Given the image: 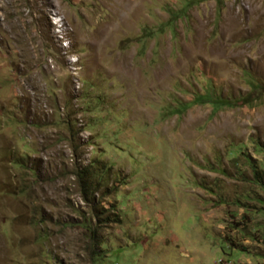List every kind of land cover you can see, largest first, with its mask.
Segmentation results:
<instances>
[{
	"label": "rangeland",
	"instance_id": "rangeland-1",
	"mask_svg": "<svg viewBox=\"0 0 264 264\" xmlns=\"http://www.w3.org/2000/svg\"><path fill=\"white\" fill-rule=\"evenodd\" d=\"M221 1L0 0V264H264V0Z\"/></svg>",
	"mask_w": 264,
	"mask_h": 264
},
{
	"label": "trees",
	"instance_id": "trees-1",
	"mask_svg": "<svg viewBox=\"0 0 264 264\" xmlns=\"http://www.w3.org/2000/svg\"><path fill=\"white\" fill-rule=\"evenodd\" d=\"M217 2L219 3V8L221 7L222 1L221 0H217ZM259 86L258 83L253 85V88L256 89ZM194 102H210L213 103V109L217 110L220 108V106L223 104L222 102H225L222 97L217 98V99H208V98H195ZM242 102L243 103H249V99L242 97ZM94 238V237H92ZM95 240V239H93Z\"/></svg>",
	"mask_w": 264,
	"mask_h": 264
}]
</instances>
